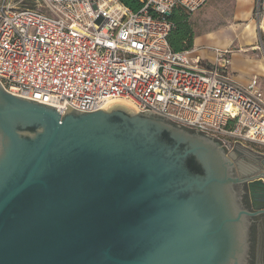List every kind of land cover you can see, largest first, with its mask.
<instances>
[{
  "label": "water",
  "instance_id": "obj_1",
  "mask_svg": "<svg viewBox=\"0 0 264 264\" xmlns=\"http://www.w3.org/2000/svg\"><path fill=\"white\" fill-rule=\"evenodd\" d=\"M235 155L162 115L61 113L0 83V264H240L264 161Z\"/></svg>",
  "mask_w": 264,
  "mask_h": 264
},
{
  "label": "built area",
  "instance_id": "obj_2",
  "mask_svg": "<svg viewBox=\"0 0 264 264\" xmlns=\"http://www.w3.org/2000/svg\"><path fill=\"white\" fill-rule=\"evenodd\" d=\"M142 1L134 11L121 0H0V83L61 113L129 98L136 112L198 130L228 151L264 149L260 78L242 85L231 77L233 48L169 44L174 9L190 14L210 0ZM254 16L264 20V0Z\"/></svg>",
  "mask_w": 264,
  "mask_h": 264
},
{
  "label": "crops",
  "instance_id": "obj_3",
  "mask_svg": "<svg viewBox=\"0 0 264 264\" xmlns=\"http://www.w3.org/2000/svg\"><path fill=\"white\" fill-rule=\"evenodd\" d=\"M229 1L232 5L236 7V20L228 23L226 26H223V28H221L219 31L207 32L205 38H207V42L210 43L213 40L212 35H218L220 33L221 35L219 36L225 35L226 37L232 39L231 43H228L227 45H220V47L222 48H233V53L231 55L232 63L230 67L231 77L237 83L247 85L249 84L253 76L257 75L260 78V86L264 93V39L262 38L261 40H259L257 35L255 36V38H253L249 36L246 30L244 29V24L249 23V20L251 19L256 23V25H258L255 19L253 18L256 0ZM229 33H231V35ZM196 35L197 34H195L193 46H218L209 43L204 44V42H202L200 38L196 37ZM204 53L209 54L208 51H205ZM246 146L249 147V149H252L255 153H257L259 157H256V159L259 160H256V164L253 165V167H255L256 169L262 167L261 169H263L262 162L264 161V149L259 145L258 147L255 146L258 149H254V144ZM232 152H234V150H232L231 153ZM242 153L244 155L243 157L247 158V155L244 153V151H241V154Z\"/></svg>",
  "mask_w": 264,
  "mask_h": 264
},
{
  "label": "rangeland",
  "instance_id": "obj_4",
  "mask_svg": "<svg viewBox=\"0 0 264 264\" xmlns=\"http://www.w3.org/2000/svg\"><path fill=\"white\" fill-rule=\"evenodd\" d=\"M228 1V2H227ZM236 7L230 3L229 0H210L206 6H203V8H200L192 13H190L189 16V22L191 23L193 30L196 32V37L200 38L204 44L209 43L207 42V38H205V35L209 31H219L223 26H226L228 23L233 22L236 20ZM255 18V16H253ZM237 22V21H236ZM258 33V39L261 40L264 39V29L261 31L257 29ZM231 35V33H229ZM215 39L223 36H216ZM218 35H221L220 33ZM207 37V36H206ZM215 39L212 40L209 44H215L220 46L217 42L221 41V38H219V41H216ZM136 112V111H134ZM246 145L250 144H242L236 147V149H239L241 151H244V153L247 155V158L243 157V153L240 156L235 155L236 164V170L239 171V167L241 166H253L256 164V160L258 161L259 158L257 153H255L252 149H249ZM256 144H254V149H258ZM232 151V150H231ZM228 151V152H231Z\"/></svg>",
  "mask_w": 264,
  "mask_h": 264
},
{
  "label": "trees",
  "instance_id": "obj_5",
  "mask_svg": "<svg viewBox=\"0 0 264 264\" xmlns=\"http://www.w3.org/2000/svg\"><path fill=\"white\" fill-rule=\"evenodd\" d=\"M132 10L138 11L143 4L142 0H121ZM190 14L183 8H175L171 14L170 20L173 23L171 33L169 35V44L175 51L188 50L193 47L195 30L189 22Z\"/></svg>",
  "mask_w": 264,
  "mask_h": 264
},
{
  "label": "flooded vegetation",
  "instance_id": "obj_6",
  "mask_svg": "<svg viewBox=\"0 0 264 264\" xmlns=\"http://www.w3.org/2000/svg\"><path fill=\"white\" fill-rule=\"evenodd\" d=\"M225 149L227 150V148ZM234 152L237 156L241 155L239 149H235ZM242 205L249 208L252 206L247 194L242 196ZM240 264H264V228L259 229L257 225H250L245 235V251Z\"/></svg>",
  "mask_w": 264,
  "mask_h": 264
},
{
  "label": "bare ground",
  "instance_id": "obj_7",
  "mask_svg": "<svg viewBox=\"0 0 264 264\" xmlns=\"http://www.w3.org/2000/svg\"><path fill=\"white\" fill-rule=\"evenodd\" d=\"M264 27V20H260L259 23H257L258 25H256V23L254 21L249 20V23L244 24V29L246 30V32L248 33L249 36L255 38V36L257 35V30L256 27ZM234 29V28H233ZM213 39H215V34L212 35ZM219 36V35H216ZM221 38L220 42H217L219 45H224V44H228L231 43L232 39L226 37L225 35L223 37H219ZM219 38H216V41H219ZM115 105H123L125 107H127L128 109H131L133 111H135V105L133 103V101L131 99H125V98H121V99H117V100H113L111 103H108L105 109H111L113 108V106Z\"/></svg>",
  "mask_w": 264,
  "mask_h": 264
}]
</instances>
